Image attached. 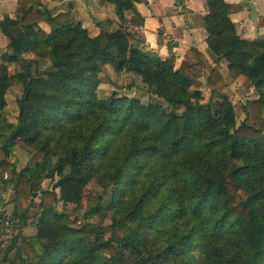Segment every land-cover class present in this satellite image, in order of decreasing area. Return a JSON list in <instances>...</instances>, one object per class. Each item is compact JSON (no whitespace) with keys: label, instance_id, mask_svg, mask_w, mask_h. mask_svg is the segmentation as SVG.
Here are the masks:
<instances>
[{"label":"trees","instance_id":"obj_1","mask_svg":"<svg viewBox=\"0 0 264 264\" xmlns=\"http://www.w3.org/2000/svg\"><path fill=\"white\" fill-rule=\"evenodd\" d=\"M107 1L118 29L95 36L38 0H17L14 18L0 22L9 40L0 56V178L2 189L14 193L0 233L4 220L17 221L0 262L264 264V34L242 39L231 6L206 0L208 48L257 93L239 104L244 117L237 124L236 105L220 90L222 74L198 50L189 48L178 67L173 56L142 53L131 30L143 24L134 6L140 0ZM10 64L20 70L10 74ZM105 65L140 77L156 100L99 97ZM16 81L23 93L10 122L3 111ZM19 142L42 151L43 159L17 169L6 158ZM55 177L51 188H41ZM92 180L101 193L87 188ZM83 196L88 210L80 216ZM58 202L73 204V211L58 210ZM33 209L34 234L26 236L21 229ZM103 210L120 234L106 236L105 226L87 222Z\"/></svg>","mask_w":264,"mask_h":264},{"label":"crops","instance_id":"obj_2","mask_svg":"<svg viewBox=\"0 0 264 264\" xmlns=\"http://www.w3.org/2000/svg\"><path fill=\"white\" fill-rule=\"evenodd\" d=\"M224 1L232 8L229 18L234 23L236 33L242 39L254 40L264 34V0ZM37 4L39 7L50 10L52 15L59 12H68L70 17L74 21L80 22L91 36L97 35L101 29L106 31L118 29L119 21L115 15L114 4L107 0H38ZM134 6L143 18V24L131 28L135 38L132 43L142 53L161 59L173 56L175 58V66L178 67L185 52L189 48H195L212 67L218 69L222 74L224 83L220 90L227 95V92H231L228 88L229 84L231 87L240 78L245 79L242 75L230 72L227 62L224 59H218L208 48L206 42L208 34L203 22V17L208 13L206 0H140L135 2ZM16 8L17 0H0V22L5 15L14 18ZM125 15L129 20L131 12L128 11ZM40 26L45 31H49V27L45 23H40ZM8 43L9 40L0 31V56L7 51ZM124 74L132 75L131 73ZM242 89L244 90L245 87H242ZM200 90L201 92L208 91L205 86L201 87ZM247 91L257 95L250 85ZM256 97L254 96V98ZM6 107H9L10 115L13 114L14 109L11 102L9 106L6 104ZM6 107L3 115L10 122H14L15 117L9 118ZM13 157L14 149L13 155L6 158V160L14 162ZM3 159V154L0 150V160ZM0 193L1 215L9 217L13 209L14 193L9 186L2 189L1 178ZM27 227L29 225L23 226L21 231H25ZM5 229H7L6 226ZM5 229L4 233H0V260L13 237V234ZM14 256V250L8 254L10 259H13ZM0 264L2 263L0 262Z\"/></svg>","mask_w":264,"mask_h":264},{"label":"rangeland","instance_id":"obj_3","mask_svg":"<svg viewBox=\"0 0 264 264\" xmlns=\"http://www.w3.org/2000/svg\"><path fill=\"white\" fill-rule=\"evenodd\" d=\"M20 70V67L18 64H10L9 66V72L10 74H15ZM100 77V83L97 87V94L99 97H109L112 93H118L119 95H127L130 97H136L139 100L143 102H147L149 100H156L155 97L151 96L146 91V85L142 83L141 78L132 74H124V73H115L113 69L110 66H103L102 70L99 73ZM229 79V78H228ZM242 87H245L243 90ZM249 87V83L246 79L240 78L236 84L232 85L230 87L229 84V90L231 92H227L230 96V99L232 100V103L236 105V120L237 124L240 123V121L243 119L244 114L239 109V104L241 102H244L246 99H252L254 96H257L255 93L247 91V88ZM23 93V87L22 84L18 81L14 82L6 91V100L7 105L9 106L10 102L12 105L13 114L10 115V112L8 111L9 107H6L7 115L10 117H15V113L17 112V99L22 95ZM203 102H206L209 99V92H203ZM183 111V108H176V113H181ZM263 118H264V109H263ZM8 119V118H7ZM44 157V153L35 147L27 146L22 142H19L14 147V157L13 160L16 164V167L18 169H21L25 167L27 164H31L34 161H41ZM9 162V161H8ZM57 180L55 177L54 179H45L42 181L41 188L48 189L51 188L53 183ZM87 188L95 191L96 193H101L103 188L101 187L100 183L97 180H92L88 185ZM38 201V199H36ZM56 207L58 210H64L67 212H72L74 205L73 204H64L62 202H58L56 204ZM88 210L87 205L85 204V196L82 197L80 206L78 208V213L80 216H82L86 211ZM37 209H33L28 216L27 225L29 227L26 228L23 232V235L31 236L34 234V228H33V222L35 218V214L37 213ZM112 214L110 212H106L103 210L100 213H97L95 215H92L87 219V222L92 224H102L106 227V236H109V232H116L120 234L122 232V227H111L112 224ZM9 233L15 234L17 230L15 229L17 227V221H13V223L10 225H6ZM37 246V244H36Z\"/></svg>","mask_w":264,"mask_h":264},{"label":"built area","instance_id":"obj_4","mask_svg":"<svg viewBox=\"0 0 264 264\" xmlns=\"http://www.w3.org/2000/svg\"><path fill=\"white\" fill-rule=\"evenodd\" d=\"M1 171H2V167L0 166V172H1ZM6 176H7V175L4 174V175H3V179H6ZM0 197H1V193H0ZM1 217H2V216H1V211H0V222H1V220H2ZM3 222H4V225H5V226L8 225V221H7V220H4Z\"/></svg>","mask_w":264,"mask_h":264}]
</instances>
